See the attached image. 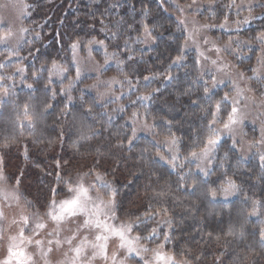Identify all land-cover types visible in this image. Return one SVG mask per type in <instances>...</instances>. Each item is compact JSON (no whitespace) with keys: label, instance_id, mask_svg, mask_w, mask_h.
Masks as SVG:
<instances>
[{"label":"trees","instance_id":"trees-1","mask_svg":"<svg viewBox=\"0 0 264 264\" xmlns=\"http://www.w3.org/2000/svg\"><path fill=\"white\" fill-rule=\"evenodd\" d=\"M228 1L217 0L208 18L223 19ZM27 4V31L18 49L20 55L8 59V51L0 47V62L6 64L0 75L13 76L3 82L10 93L0 105V140L16 137L17 142L3 151L4 157L15 160L12 168L18 165L17 169L24 164L19 152L27 145L30 192L45 200L51 195L50 188L60 169L62 174H71L80 170L78 166H92L99 158L102 163L96 170L118 189L120 215L143 216L150 205L153 212L162 206L168 209L167 216L161 212L152 219L146 218V223L140 225L142 234L158 224L163 233V229H169L163 221L170 218L174 239L167 246L175 254L185 252L192 260L199 256L195 260L199 264H217V257L219 264H264V244L260 241V231L264 229V168L258 158H243L229 139H222L207 177L183 160L205 143L211 113L224 96L225 87L211 90L209 80L200 76L190 55L173 63L182 54L184 35L172 7L161 0H28ZM262 5L264 0L258 7L260 16L241 32L242 38L260 43L257 36L264 32ZM145 24L155 37L150 47L144 46ZM77 40L83 46L90 40L104 41V45L97 44L104 55L93 48L98 60H105V48L109 57L116 54L103 72L116 74L123 87L131 88L129 108L144 114V120L152 123L156 138H179L182 167L173 169L161 160L157 153L162 148L152 136L139 135L129 146L131 125L113 102L98 103L92 93L76 90L80 84L71 91L72 102L67 101L60 89L74 74L71 44ZM53 61L68 66L69 72L63 80L49 84ZM238 63L243 64L241 59ZM17 67L25 71L18 73ZM145 76L151 79L145 81ZM28 84L33 88L29 89ZM205 86L210 89L207 95L203 91ZM49 89L56 91L55 97ZM149 93L151 100L138 99L139 95ZM45 97L52 107L42 111ZM25 103L32 106L30 112L37 114L34 127L22 119ZM228 111V105L222 106L220 119ZM81 128L94 131L90 140L80 141L77 151L72 144L78 140ZM228 178L239 186L235 196L229 200L213 198L211 190H219ZM160 192L165 195H157ZM254 201L259 203L253 214ZM229 228L236 233L234 236H225ZM217 235L221 237L219 241L215 239Z\"/></svg>","mask_w":264,"mask_h":264},{"label":"snow or ice","instance_id":"snow-or-ice-1","mask_svg":"<svg viewBox=\"0 0 264 264\" xmlns=\"http://www.w3.org/2000/svg\"><path fill=\"white\" fill-rule=\"evenodd\" d=\"M14 6L16 4H21V14H23V9L27 5L22 4V0H13ZM163 3V0H161ZM197 3V0H192V3L187 5L188 8H191ZM232 3H235V0H232ZM264 6V5H262ZM178 10L183 12L184 9L180 8ZM251 6H249V11L251 12ZM225 24L227 23L228 17L225 16ZM247 23V18L244 21ZM2 23V21H0ZM179 24L183 26V30L187 33L184 38V44L181 49V53L188 47L189 41L192 45L197 47L199 56L205 60H210L211 65L215 66L216 72L222 73L224 77H228L233 84L235 90V97H229L228 93H225L221 100L217 101L215 104V111L211 113V120L208 124L209 134L206 138L205 143L202 147L199 148V151H191L189 156L193 159L200 161H208L211 163L210 157L216 151L221 140V132L227 133L229 135L235 132V126L242 124L246 118L241 109V102L251 99L248 96H245V91L252 92L253 89L250 87L241 88L239 83L236 80L231 79L230 66L227 63L223 62V57L219 54L222 51H228V48H220L215 44L207 51H215L217 54L216 59H212L209 56L205 55V52L199 51V44L194 36V32L198 29L188 30L187 24L184 20H180ZM202 27H209V25H203ZM224 27V25H220ZM21 32H26L27 29H21ZM144 35L146 39L155 40V37L152 34V31L149 29L147 24L143 27ZM14 35L11 27L5 26L0 28V44L6 45L8 39ZM116 33H113L115 36ZM264 44V32L260 33L257 37ZM80 41L77 40L71 44L73 53L80 47ZM99 43L104 45V41H88L89 53L88 58L92 59L90 45ZM204 44L208 43V40L203 41ZM231 44V40H230ZM20 55L18 46L16 48L9 49L8 59L13 56L18 57ZM115 53L111 57L107 54V49L105 48V60L104 64L97 63L92 68H82L79 61L76 59L75 55L73 56L72 63L75 65V76L69 79L68 84L60 89V92L64 93L67 97L69 103L72 102L73 97L71 95L72 89L75 87L76 82L81 81V77L85 71L97 73L95 83L89 85L88 88L96 89L98 95L103 97L106 95L107 91L111 90V86L114 83H117L115 78L112 80H101L100 75H102L105 65L108 64L109 59L115 58ZM132 57L130 56L129 59ZM184 59L183 54L177 55L173 63H179ZM218 61H221L218 63ZM118 63H123V61H117ZM199 63V61H197ZM6 64L0 62V70L4 69ZM52 69L55 70L56 75L60 76L63 80L65 74L69 72V67L65 65H59L56 61L52 62ZM25 69L23 67H17L16 72L23 73ZM252 73L251 76H246L243 71L238 72L236 75L239 77V81L250 82L253 79L264 80V50H262V55L257 57V66L249 69ZM33 76L36 73L32 74ZM127 79V77H125ZM171 75L167 79H171ZM13 76H4L0 75V94L4 96L9 95V87L3 84L6 80H12ZM151 77L145 76L144 80L149 81ZM223 79H217L215 75L212 76V88H215L218 83H223ZM51 80L49 79V84ZM207 85V82H205ZM100 86H106L104 92H100ZM29 89L33 88L32 84H28ZM45 89H48V84L44 85ZM51 90V89H49ZM52 91V96L55 97L56 91ZM153 92L158 91V89H153ZM205 95L210 91L209 87L205 86L203 89ZM264 96V93L261 94ZM138 99L142 101H148L152 99L151 93L146 95H141ZM196 103V101H193ZM2 104V101H0ZM231 105V110L227 112L226 118L220 120V113L222 111V106ZM260 106L264 107V99L261 100ZM32 106L29 103L23 105V120L28 121L29 127H34V120L37 117L35 112H30ZM52 105L48 103V98L45 97L43 101L42 111H47ZM64 112L67 111V105L65 106ZM91 113L92 109L88 108L87 110ZM138 116V113L133 112L132 117L135 118ZM17 119L20 120L21 117L18 115ZM218 120L221 122V128L217 129L213 127ZM23 129L24 125H20ZM145 127H150L145 123ZM93 129L88 128L85 130L81 128L78 130L79 138L77 141H74L72 147L79 151L81 147L80 141H86L91 139L90 133H93ZM23 135V131L20 133ZM136 138V129H132V136L127 139L129 146L132 145L133 140ZM169 139V151L173 152V155L168 158L163 155H160L162 160H167L173 168L177 167V160L179 159V138L175 135L171 136ZM17 142L16 137H7L5 136L0 140V222L6 219L5 217V208H10L15 204L17 207L20 206V201L22 199V194L19 192L20 179L16 178L15 184L9 187L8 177L5 174V158L4 151L5 149L10 148L13 144ZM256 143H264V131H262L261 140ZM123 144V142H121ZM175 149V151H173ZM99 151V150H97ZM103 156V153L100 154ZM24 159L29 158L27 145L24 146L23 151ZM187 158V157H186ZM261 167L264 168V155L260 156ZM67 164L68 161H65ZM102 163L101 159L97 158L94 160L93 165L89 167L87 172H83L79 179L75 182L72 179L65 178L61 176L59 172L55 175V184L50 188L51 199L47 200L44 207L46 211L41 213L39 209L34 212L22 211L18 218H13L8 226L5 229L0 223V240L4 238V232L9 231L12 226H15L18 231L16 234H9L8 236V245H7V256L4 260H0V264H52L51 254L63 248L67 245V251L63 253V259L58 261L57 264H94L96 260L103 261V264H125L126 260L139 258L137 264H193V260L186 258V253L181 252V256L185 257L178 260L176 255L173 253L166 252L165 246L169 244L173 239L172 235V220L166 219L163 223L167 224L169 231L160 233L159 225L157 227L151 228L148 230L147 235L136 234L133 235V230H139L140 225L146 223L144 217L152 219L154 216L160 215L161 212L165 216L168 215V209L166 207L158 208L155 212L152 211L151 205L149 209L143 214V217L137 215L134 219H129L125 221H117L120 219L117 216V196L119 194L118 189L113 186V184L104 179V177L96 170V167ZM57 168H60V162L57 161ZM181 167L183 165H180ZM200 167L199 165H197ZM118 167V164H117ZM115 171V169H113ZM200 171L204 174L205 177L209 175V170L206 168H200ZM23 175V172H21ZM89 175H94L95 180L91 183L85 184L84 178ZM183 180V177H181ZM63 185L64 187L60 191L66 189V196L63 199H57L59 191L57 186ZM239 190V186L236 181L232 178H228L224 183L221 184L219 191L222 195L227 198L236 191ZM95 193V195H93ZM107 196V199L104 196ZM157 195L163 196L164 192L157 193ZM217 195V190H211V196L215 198ZM258 201H254L253 214L256 212V205ZM25 205L28 208L35 207L31 201H25ZM49 225L51 228L49 229ZM67 231L68 235H63ZM88 233L94 235V238L90 240L88 238ZM236 233L229 228L225 233V236H234ZM243 235V232L240 233ZM209 236H212V233H208ZM217 241L221 239L219 235L215 237ZM115 241V249L111 252L109 251L110 242ZM260 241L264 244V229L260 231ZM75 242V243H74ZM155 243V247L149 248L147 245ZM34 249V251H30ZM123 251L125 255L120 256V252ZM188 252L191 249L187 250ZM151 253L150 258L145 257V253ZM199 256H195L194 260H199ZM220 258L217 257V264H219Z\"/></svg>","mask_w":264,"mask_h":264},{"label":"rangeland","instance_id":"rangeland-1","mask_svg":"<svg viewBox=\"0 0 264 264\" xmlns=\"http://www.w3.org/2000/svg\"><path fill=\"white\" fill-rule=\"evenodd\" d=\"M27 2L28 0H22V4L24 5H28ZM216 2L217 0H197V3L195 5H193L191 8H188L187 5L191 4L192 0H163L164 5L167 4L168 6L172 7V12L174 16L178 19V21L184 20L186 22L189 31L193 29H198V31L194 32V36L198 41L199 51H203L205 52L206 56H209L212 59H216L217 54L215 53V51L209 52L207 51V49L211 48L213 44H215L216 46L222 49L227 47L228 51H222L219 55L223 57L224 63L229 64L231 79L236 80L241 88L250 87L253 89L252 92L245 91L244 93L245 96H248L251 99L241 102V109L246 117L243 123L236 125L235 132L231 135L221 132V140L229 139L233 147H235L238 150L239 154L243 158L246 159L251 156H256L261 165L260 156L264 155V143H256V142L261 140L262 131H264V107L260 106L261 100L264 99V96L261 95L262 93H264V80L253 79L250 82L239 81V77L236 74L238 72L243 71L246 76H251L252 73L249 71V69L257 66V57L261 56L262 50H264V44H262L261 41L259 43L250 39L242 38L240 35L241 32H243L246 27L250 26L251 23H253L260 16L258 7L261 5L263 0H235V3H232V0H229L227 2V9H226L227 10L226 16L228 17L226 24L224 19L225 17L221 20H214L208 18L210 15L213 14L214 6ZM177 6L183 8L184 11L180 12ZM249 6H251L252 9L251 12L249 11ZM26 16H27V7L23 9V14H21V4H16L14 6L13 0H0V21H2V23H0V26L1 28H3L6 24L7 26L11 27L14 33V35L8 39L7 44L6 45L0 44V47H4L7 51H9V49L16 48L17 46L18 49L21 48V45L26 36V32H21L20 30L26 29L24 25V19ZM246 18L248 21L247 23L244 22ZM222 24L224 25V27H220V25ZM203 25H209V27H202ZM179 27L181 28L185 38L187 33L183 30L182 25H179ZM143 38H144V46L150 47L153 43V40L146 39L144 32H143ZM205 39L208 40L207 44L203 43ZM230 40H231V44H230ZM97 44L99 43L90 45L92 59L88 58L89 46L87 43L84 46L80 45V47L76 50L75 53H73L72 51L71 62L73 61V56L75 55L76 59L79 61L82 68H92L97 63L104 64L103 62L104 60L103 61L98 60V57L93 55L94 47H96L95 50L101 48L100 45L97 46ZM183 44H184V39H183ZM98 51L100 52L101 55H104L103 50L99 49ZM182 54L190 55L193 57L200 70V76L203 79L209 80V87L211 88V90H214L215 88L225 87L224 92L229 94L230 99L235 97L236 93L233 88V84L231 83V80L228 77H224L222 73L216 72V68L215 66L211 65L210 60H205L202 57H200L199 52L197 51V47L195 45H192L191 41H189L188 47L183 51ZM239 59L242 60L243 63L242 65H239L238 63ZM197 61H199V63ZM220 62L221 61H218V63ZM73 66H74V74L71 75L69 79L75 76V65L73 64ZM54 73L55 70L52 69V72L50 74L51 81L53 82L61 81L62 80L61 77ZM96 75L97 73L95 72L85 71L81 77V81H78L75 84V86L80 84V87L79 88L76 87V90L87 91L89 93H92L97 98L98 103L113 102L115 108L119 112L124 113L126 115L127 120L131 125V129L133 128L136 129V137H138L139 135L152 136V138L156 140L155 142L158 143L162 148L161 149L162 151L159 154L170 158L173 155V152L169 151L170 144L168 138H170L173 135L156 138L152 123L144 120L145 118L143 116L144 114L138 111L136 112L135 110L129 108V105L131 104L132 101V99L129 98L131 94V88L123 87L120 78L117 77L116 74H107L103 72L102 75H100L101 80L108 81V80H112V78H115L116 81H118L117 83L112 84L111 90L107 91L105 96L100 97L96 89L88 88L89 85L95 83ZM213 75H215L218 80L219 79L224 80L223 83H218L215 88H212ZM68 81L65 83L64 86L68 84ZM256 83L258 88L255 85ZM105 89L106 86H100L99 91L104 92ZM3 97L5 96L3 94H0V101H3L4 99ZM228 107L230 111L231 105L228 104ZM133 112L138 113V116L133 118L132 117ZM226 115L222 117V119H225ZM220 120H218V122L215 125H213V127L220 129L221 128ZM145 123L150 127H145ZM23 151L24 149L20 150L19 153L22 156L24 164L23 166H20L19 169H17L18 165H16L15 168H12L13 163L15 162L14 159L4 157L5 174L8 177L9 187L14 185L16 178L19 177L20 179L19 192L22 194V199L20 201L19 207L13 204L12 207L4 209L6 219L0 223H2L5 229L8 228L13 218L19 217L22 211L34 212L37 209H39V211L43 213L44 211H46V208L44 207L46 201L51 199V195H50L48 198H45L44 200L43 198H40L37 194L30 192V190L28 189L29 183H31V177L28 173L29 165L27 163L29 158L27 160L24 159ZM173 151H175V149ZM195 151H199V149ZM215 155H216V151L210 157L211 163H208V161H200L193 159L189 155L187 156V158L185 157L183 160L186 162L188 161L191 162L193 164L192 169L194 171H197L199 174H201V176L205 177L204 174L200 171V168H206L209 170L210 173L214 164ZM178 156L179 159L177 160V166L179 167V165L181 164V157L179 151H178ZM162 161L167 163V160H162ZM197 165H199L200 167H198ZM89 166L87 167L78 166L77 169L80 170L73 172L71 174H62L61 169L58 172L61 174V176L65 178L70 177L72 181L75 182L77 179H79L80 175L83 172H87L89 170ZM173 169H176V167ZM21 172H23V175H21ZM100 174L104 177L105 180L109 181V179L103 173ZM94 180H95L94 175H89L88 177L84 178L85 184L91 183ZM53 186H56L55 178L51 187ZM63 187H64L63 185L57 186L59 190V195L57 196L58 200L63 199L67 194L66 189H64V191H60V189ZM235 194L236 192L225 198L222 195V193L219 190H217V195L215 199L229 200L233 198ZM93 195H95V193H93ZM104 198L107 199V196L105 195ZM26 200L31 201L35 207L28 208L25 205ZM116 214L120 218L117 221V223H119L120 221L134 219V217L131 216L124 217L120 215L118 209ZM144 219H146V217H144ZM155 227H157V225ZM50 228L51 225H49V229ZM168 230L169 229L167 228L163 229V233L168 232ZM17 231L18 229L15 226H12L9 231L4 232V238L0 240V260H4L7 256V245H8L9 234H16ZM68 234L69 233L67 231L63 233V235H68ZM132 234L133 235L142 234L141 229L139 230L134 229ZM87 235L90 240L94 238V235L91 233H88ZM142 235H147V234H142ZM115 246H116L115 241L110 242L109 251L111 252L112 250H114ZM147 246L149 248H153L155 247V243L148 244ZM164 250L166 252L175 254L173 250L169 248L167 245L165 246ZM30 251H34V249H30ZM65 251H67V245H65L63 248L59 250L54 251L51 254L52 264H57L58 261L62 260L63 253ZM124 255L125 253L121 251L120 256L123 257ZM144 255L146 258L151 257L150 252L145 253ZM175 255L178 260L185 258L181 256V254L176 253ZM186 258H188V256H186ZM138 259L139 258L126 260L125 264H137ZM94 264H103V261L98 259L94 262ZM193 264H199V263L193 260Z\"/></svg>","mask_w":264,"mask_h":264}]
</instances>
